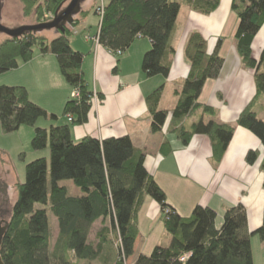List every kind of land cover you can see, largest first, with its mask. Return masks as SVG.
<instances>
[{"label": "trees", "instance_id": "obj_1", "mask_svg": "<svg viewBox=\"0 0 264 264\" xmlns=\"http://www.w3.org/2000/svg\"><path fill=\"white\" fill-rule=\"evenodd\" d=\"M18 1L26 18L38 20L44 14H55L69 0ZM188 3L210 14L220 0ZM99 5H94L96 14ZM231 10L239 21L235 49L244 67L254 71L256 85L254 99L235 124L217 123L216 110L199 102L206 83L220 77L225 59L219 54L220 42L211 53L207 40L197 32L187 42L190 73L175 93L179 101L174 112L170 115L159 109L163 86L147 97L152 132H161L171 119L168 127L184 145L196 135L207 136L214 166L221 162L237 127L253 133L264 147V119L256 111L261 105L264 110V49L260 58L253 55L254 41L264 26V0H233ZM180 11L178 0H111L105 4L99 45L123 54L138 38H148L152 48L144 57L143 72L147 77H168L171 64L166 60L175 53L172 38ZM87 14L82 10L75 22ZM73 36L74 29L67 27L65 33H32L0 45V77L30 62L38 49L42 55L57 58L66 82L79 92V97L70 98L64 107L63 115L73 121L47 130L37 128V122L57 117L35 104L26 88L0 87L2 131L11 134L22 127L34 128L32 150H50V161L41 158L28 164L25 182L16 185V200L7 217L10 227L1 246L4 264H127L135 254L139 212L148 197L161 209L170 243L157 246L150 255H139L132 264H255L252 238L264 243V212L262 224L254 232L242 204L226 211L221 227H217V213L211 208L197 206L185 218L169 203L145 166L146 156L137 151L129 136L73 140L72 127L88 122L93 97L83 74L84 55L71 45ZM24 157L25 153L21 154V160ZM258 158V151H250L246 161L253 165ZM62 181H71L80 194L71 195ZM49 213L55 217L54 227ZM101 225L93 241V232Z\"/></svg>", "mask_w": 264, "mask_h": 264}, {"label": "crops", "instance_id": "obj_2", "mask_svg": "<svg viewBox=\"0 0 264 264\" xmlns=\"http://www.w3.org/2000/svg\"><path fill=\"white\" fill-rule=\"evenodd\" d=\"M98 1L86 0L82 10L88 14L72 27V48L84 55V78L97 96L92 99L88 122L72 127L73 140L78 142L93 137L103 141L129 136L137 151L146 156L147 170L183 217L189 218L197 206L211 208L217 213V227H221L226 211L242 204L247 209L249 229L254 232L261 226L264 212V147L261 141L248 130L237 127L221 162L214 166L213 147L207 136L196 135L184 145L177 133L168 127L171 119L161 132L153 133L147 104V97L163 86L159 109L170 115L174 112L179 101L175 93L182 89L190 73L185 54L187 42L197 32L207 40L211 53L220 42L219 54L225 59L220 77L206 83L199 102L216 110L217 123L235 124L254 99L256 85L253 71L243 67L235 50L239 21L231 10L233 0H220L219 7L210 14L195 9L188 0L181 5L172 38L175 53L169 54L166 60L171 64L168 77H147L143 72L144 57L152 48L148 38H138L121 56L96 42L101 27V19L94 9ZM110 1L105 0L106 5ZM255 49L260 50V54L264 49V26L254 41L253 54ZM35 51L30 62L22 63L18 69L0 77V87L26 88L35 104L49 116L57 117L56 120L40 119L37 128L48 130L68 124L70 122L63 113L73 88L63 77L54 55ZM256 111L259 118L264 119L262 105ZM22 129L25 127L19 131ZM27 129L25 133L34 137V128ZM250 151L259 152L253 165L246 161ZM73 192V195L78 194L76 190ZM138 221L140 235L131 264L139 255H150L157 246L170 243L164 233L161 209L151 198H146ZM256 238H252L255 264V248L264 252V243L257 242Z\"/></svg>", "mask_w": 264, "mask_h": 264}, {"label": "rangeland", "instance_id": "obj_3", "mask_svg": "<svg viewBox=\"0 0 264 264\" xmlns=\"http://www.w3.org/2000/svg\"><path fill=\"white\" fill-rule=\"evenodd\" d=\"M105 2V0H102ZM3 2V8L1 9V24L8 28V29H14L18 28V25L24 24L26 22L31 21V24H25V25H37V24H43L50 22L49 19L51 16H54V14H49L41 16L38 20L36 18H26L23 15V6L20 1L18 0H2ZM99 4L101 3V0L98 1ZM178 2L181 3V5L186 4V0H178ZM22 25V26H25ZM21 27V26H19ZM9 37L5 34H0V45L3 44ZM236 50V49H235ZM260 50L255 49L254 57L256 59L260 58ZM244 67V66H243ZM245 68V67H244ZM252 71V70H251ZM254 74V71H253ZM260 109V108H259ZM28 127H25V129H22L21 131H17L11 134H5L2 131L1 125H0V179L3 182H6L9 186V198H10V204L9 208L11 209V206L15 203L16 200V185L22 184L25 182L26 179V166L30 164L31 162L41 159L47 158L50 161V150L46 149L43 151L36 152L32 150L31 143L33 136L27 135L25 133V130ZM25 153L24 159L21 160V154ZM41 156V157H40ZM40 157V158H38ZM24 160V161H23ZM62 185L66 186L69 190V193L73 195V191L76 190L78 194H80V191L75 188V185L71 181H62ZM49 217L51 218V224L52 227H54V215L52 213H49ZM101 226H97L93 232L92 240L94 241V235L96 232H98L99 229H101ZM257 242H261L259 238H256ZM255 254H256V264H263L264 262V252L258 250L255 248ZM98 264V263H94ZM127 264H131L129 261Z\"/></svg>", "mask_w": 264, "mask_h": 264}, {"label": "water", "instance_id": "obj_4", "mask_svg": "<svg viewBox=\"0 0 264 264\" xmlns=\"http://www.w3.org/2000/svg\"><path fill=\"white\" fill-rule=\"evenodd\" d=\"M86 0H69L66 4H62L54 14V18L47 23L37 25H25L14 29H8L1 24V9L3 2L0 0V34H5L9 38L17 39L28 34H37L44 31L57 30L65 33L67 27H73L75 24V17L82 11V6ZM10 223L6 222L2 225L0 222V264H4L1 256V246L3 239L7 234Z\"/></svg>", "mask_w": 264, "mask_h": 264}, {"label": "flooded vegetation", "instance_id": "obj_5", "mask_svg": "<svg viewBox=\"0 0 264 264\" xmlns=\"http://www.w3.org/2000/svg\"><path fill=\"white\" fill-rule=\"evenodd\" d=\"M9 186L0 179V222L5 225L10 211Z\"/></svg>", "mask_w": 264, "mask_h": 264}, {"label": "built area", "instance_id": "obj_6", "mask_svg": "<svg viewBox=\"0 0 264 264\" xmlns=\"http://www.w3.org/2000/svg\"><path fill=\"white\" fill-rule=\"evenodd\" d=\"M104 9H105V2H103V1L101 0V3H100V5H99V7L97 8V10H98V11H97V15L100 17L101 20H102V18H103V16H104ZM53 17H54V16H51L49 19L52 20ZM96 42L99 43V41H98V37L96 38ZM113 54L118 55V56H121V55H122V53H121L120 51H118L117 53H113ZM78 97H79V92H78V91H73V93H72V95H71V98H72V99H76V98H78ZM93 97H97L95 91H93ZM93 97H92V99H93ZM68 121H69V122H72V121H73L71 116L68 117Z\"/></svg>", "mask_w": 264, "mask_h": 264}]
</instances>
